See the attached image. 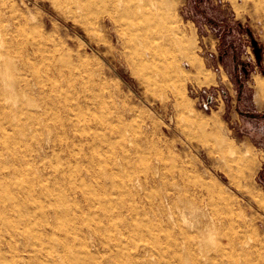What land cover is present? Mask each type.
<instances>
[{
	"label": "rangeland",
	"instance_id": "obj_1",
	"mask_svg": "<svg viewBox=\"0 0 264 264\" xmlns=\"http://www.w3.org/2000/svg\"><path fill=\"white\" fill-rule=\"evenodd\" d=\"M126 3L166 14L171 23L169 41L161 44L165 60L176 67L169 66L165 88L149 90L124 58L101 55L82 26L59 17L49 0H0V31L15 45L46 40L48 62L62 70L48 87L63 90V98L89 99L82 114L109 117L111 127L123 129L142 149L138 158L160 163L169 182L179 179L180 170L186 180L204 182L209 195L199 196L198 217L189 216L199 228L194 240L214 246L225 243L227 229L242 230L264 249V209L254 197L264 198V89L257 85L264 82V0H120L119 7ZM108 29L94 33L119 49ZM7 73L19 75L0 68V264H73V256L62 252L83 241L96 243L100 252L90 263L78 258L79 264H168L136 258L149 242L122 225L121 206L136 202L121 198L104 161L119 149L91 144L60 124L73 118L83 130L88 123L77 121L75 111L50 113L44 121L32 116L41 100L22 96L17 78L15 90L7 89ZM204 90L214 99L210 111L202 110ZM127 172L138 174L133 167ZM163 189L157 183L149 191Z\"/></svg>",
	"mask_w": 264,
	"mask_h": 264
},
{
	"label": "bare ground",
	"instance_id": "obj_2",
	"mask_svg": "<svg viewBox=\"0 0 264 264\" xmlns=\"http://www.w3.org/2000/svg\"><path fill=\"white\" fill-rule=\"evenodd\" d=\"M49 1L59 17L73 19L82 26L89 37L90 45L101 55L109 57V54L116 53L124 58L149 90L155 85H160L162 88L167 86L166 76L169 66L175 68L176 63L169 64L163 54L164 47L161 42L169 41L168 23L170 22L166 14L159 16L155 11L144 12L141 5L127 3L122 8L119 7L120 0ZM38 17L43 29L45 26L43 17L42 15ZM172 19L175 23L176 19L174 17ZM53 25L51 23L52 27ZM108 25H111L116 38L121 43L119 49L113 48L104 37L94 33L97 29L109 32ZM175 39L178 46L183 47L181 38L176 36ZM51 51L52 48L48 46L46 40H24L15 45L6 31H0V68H4L6 72L11 69L19 72L18 76L7 73L8 79L4 86L11 91L15 90L14 79L17 78L21 81L18 92L22 96L29 98L35 95L41 100L40 109L32 113V116H40L41 121H44L50 113L65 112L72 115L75 111L77 121H81L84 126L88 123L83 130H78L73 118L65 121L61 119L60 124L70 131H76L80 138L90 139L91 144L119 149L118 152L114 150L116 154L105 155L104 161L110 168L109 174L115 180V187L121 198L123 199L124 196L136 202L121 205L125 212L122 215V225L130 230L133 229L138 237L149 242L148 248L136 254V258L155 257L159 262L165 260L168 264H187V262L188 264H264L262 245L258 243V239L249 242L245 231L227 229L222 232L225 243L219 240L214 246L194 240L199 228L197 222L189 216L194 219L198 217L199 196H203L204 191L209 195V189L204 182L199 179L186 180L181 170L178 171L179 179L169 182L164 178V174L160 173V163H151L138 158L140 153H143L142 149L136 141L126 137L123 129L111 127L109 117L92 116L94 118L91 119L82 114L84 108L90 107L89 99L81 98L78 94L74 95L75 101L68 97L63 98V90L52 84L48 87L51 77L55 76V73L62 72L59 67H51L55 65L48 62ZM39 66L44 68L41 69ZM102 73H105L103 69ZM257 85L260 89H264L263 81H258ZM69 86L73 87L74 83ZM103 87L105 89L109 86L105 83ZM80 99L82 103L78 102ZM16 113L17 110L13 112L14 115ZM155 158L159 160L157 153ZM132 167L138 171L137 175L127 172ZM124 170L126 172L122 174ZM157 183L164 186L163 191L150 194L149 189ZM105 187L104 184L103 188ZM107 193V190L103 191V194ZM91 195L95 201L100 202L102 208L106 209L105 201L95 193ZM254 197L264 209V198ZM56 214L59 216L60 212ZM48 224V220L43 219V225ZM243 226L245 227V223ZM258 226L254 227L257 232H259ZM161 230L166 232L160 233ZM35 235L40 237L39 232ZM99 252L100 247L96 243L89 244L83 241L75 251L68 252L64 248L62 253L64 257L73 256L75 259L73 264H79L78 258L90 263L95 253Z\"/></svg>",
	"mask_w": 264,
	"mask_h": 264
},
{
	"label": "built area",
	"instance_id": "obj_3",
	"mask_svg": "<svg viewBox=\"0 0 264 264\" xmlns=\"http://www.w3.org/2000/svg\"><path fill=\"white\" fill-rule=\"evenodd\" d=\"M203 95H206L205 98L201 99V106L203 111H210L212 104L214 102V99L211 95H208L207 92L204 90Z\"/></svg>",
	"mask_w": 264,
	"mask_h": 264
}]
</instances>
